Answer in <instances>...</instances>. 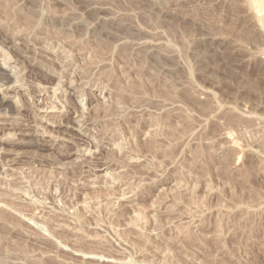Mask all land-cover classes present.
I'll list each match as a JSON object with an SVG mask.
<instances>
[{
  "label": "rangeland",
  "instance_id": "374dc122",
  "mask_svg": "<svg viewBox=\"0 0 264 264\" xmlns=\"http://www.w3.org/2000/svg\"><path fill=\"white\" fill-rule=\"evenodd\" d=\"M259 2L0 0V264H264Z\"/></svg>",
  "mask_w": 264,
  "mask_h": 264
},
{
  "label": "bare ground",
  "instance_id": "6f19581e",
  "mask_svg": "<svg viewBox=\"0 0 264 264\" xmlns=\"http://www.w3.org/2000/svg\"><path fill=\"white\" fill-rule=\"evenodd\" d=\"M257 1V0H256ZM258 1H260V0H258ZM253 3V2H252ZM256 3V2H255ZM260 3V2H259ZM261 4V3H260ZM255 5V4H254ZM258 9H256V10H259V12L261 11V10H264V5H258V7H257ZM258 14H260V13H258ZM260 18V17H259ZM7 72L5 71V68L4 69H1L0 68V80H3V81H6V80H9L8 78H7Z\"/></svg>",
  "mask_w": 264,
  "mask_h": 264
}]
</instances>
